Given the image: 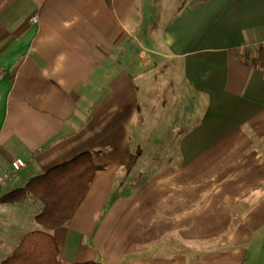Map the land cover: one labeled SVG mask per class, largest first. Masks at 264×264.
Segmentation results:
<instances>
[{
    "label": "crops",
    "instance_id": "obj_1",
    "mask_svg": "<svg viewBox=\"0 0 264 264\" xmlns=\"http://www.w3.org/2000/svg\"><path fill=\"white\" fill-rule=\"evenodd\" d=\"M248 49L264 60V0H0V264L42 210L1 197L85 151L99 169L52 231L62 260L246 264L264 226V67Z\"/></svg>",
    "mask_w": 264,
    "mask_h": 264
},
{
    "label": "trees",
    "instance_id": "obj_2",
    "mask_svg": "<svg viewBox=\"0 0 264 264\" xmlns=\"http://www.w3.org/2000/svg\"><path fill=\"white\" fill-rule=\"evenodd\" d=\"M246 64L264 67L255 51L242 54ZM91 151L55 165L45 173L33 177L23 187L1 197L2 202H18L31 196L42 203L35 220L41 228L28 232L13 254L1 264H68L60 256L59 243L53 230L67 224L84 201L99 169ZM135 156L131 157L130 167ZM73 264H101L98 261Z\"/></svg>",
    "mask_w": 264,
    "mask_h": 264
},
{
    "label": "rangeland",
    "instance_id": "obj_3",
    "mask_svg": "<svg viewBox=\"0 0 264 264\" xmlns=\"http://www.w3.org/2000/svg\"><path fill=\"white\" fill-rule=\"evenodd\" d=\"M133 40L130 39V44H127L125 45V53H131L133 51V47L135 48V51L138 52V53H142V54H145V53H148L147 51H145L143 48L140 47V50H136L137 48V42L135 41V44L133 46ZM162 77V76H160ZM162 83L160 85H157L156 84V88L153 89L152 88V91H153V94L156 95L157 97V102H160L162 101V98L164 97L166 100H168L169 102V98L170 96L172 95V93H170L173 89L172 85H170L168 83L167 80H165V78L162 79L161 81ZM143 95V93H142ZM171 109H166L165 110V115H164V118H166L167 120L168 119H171L172 118V121H173V126L175 127L176 124H177V116H176V112L179 111L180 113L185 111V109H183V107L181 106V109H177V110H174L172 105L170 106ZM171 110V112H170ZM157 113L160 114L161 113V110L159 109V107L157 108ZM174 130V128H173ZM25 170V169H23ZM37 202V201H36ZM39 202V201H38ZM37 204L38 203H34L32 204L28 210H29V215L30 213H34L36 212V209H37ZM28 223V227L29 229H39L41 228L40 225L37 223V222H32V221H27ZM259 235L252 238V241L250 244H248V253H247V256H246V264H264V226L262 229L259 230ZM243 249V247H242ZM3 255V254H1ZM244 253H241L239 254V260H242L241 258L243 257Z\"/></svg>",
    "mask_w": 264,
    "mask_h": 264
},
{
    "label": "built area",
    "instance_id": "obj_4",
    "mask_svg": "<svg viewBox=\"0 0 264 264\" xmlns=\"http://www.w3.org/2000/svg\"><path fill=\"white\" fill-rule=\"evenodd\" d=\"M39 19H38V16H33L32 17V21L33 22H37ZM26 163L25 161L22 159V158H17L16 160H14L12 162V166L15 170H19L20 168H22L23 166H25ZM3 180V177L0 178V182Z\"/></svg>",
    "mask_w": 264,
    "mask_h": 264
}]
</instances>
